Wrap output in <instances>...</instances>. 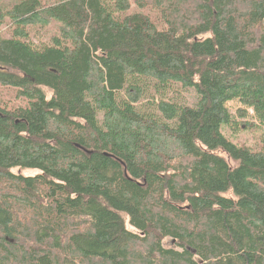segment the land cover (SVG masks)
Segmentation results:
<instances>
[{"label": "trees", "instance_id": "obj_1", "mask_svg": "<svg viewBox=\"0 0 264 264\" xmlns=\"http://www.w3.org/2000/svg\"><path fill=\"white\" fill-rule=\"evenodd\" d=\"M0 89V264H264V0H0Z\"/></svg>", "mask_w": 264, "mask_h": 264}, {"label": "rangeland", "instance_id": "obj_2", "mask_svg": "<svg viewBox=\"0 0 264 264\" xmlns=\"http://www.w3.org/2000/svg\"><path fill=\"white\" fill-rule=\"evenodd\" d=\"M50 30V32L53 30V27L52 26H49L48 28ZM2 92V90L0 89V93ZM188 98L191 100L192 99V94H189L188 95ZM229 105V108L231 109H236V107L238 106V103L236 102H229L228 103ZM238 138V141H245L246 143H252L254 144L256 141L259 140V134H249V133H243V134H236L235 136H233L231 139H237ZM26 174H32V173H35V171L33 170H27L25 171ZM164 245L165 247H173L174 244L170 241V240H165L164 241Z\"/></svg>", "mask_w": 264, "mask_h": 264}]
</instances>
